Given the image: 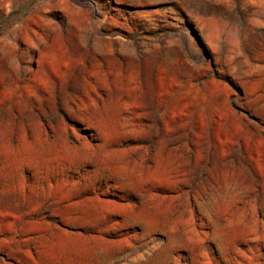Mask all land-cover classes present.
Instances as JSON below:
<instances>
[{
  "label": "rangeland",
  "instance_id": "rangeland-1",
  "mask_svg": "<svg viewBox=\"0 0 264 264\" xmlns=\"http://www.w3.org/2000/svg\"><path fill=\"white\" fill-rule=\"evenodd\" d=\"M0 264H264V0H0Z\"/></svg>",
  "mask_w": 264,
  "mask_h": 264
}]
</instances>
